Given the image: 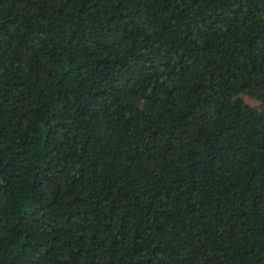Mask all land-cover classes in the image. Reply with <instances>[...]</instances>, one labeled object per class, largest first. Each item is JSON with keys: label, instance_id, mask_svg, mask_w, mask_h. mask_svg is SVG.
<instances>
[{"label": "trees", "instance_id": "obj_1", "mask_svg": "<svg viewBox=\"0 0 264 264\" xmlns=\"http://www.w3.org/2000/svg\"><path fill=\"white\" fill-rule=\"evenodd\" d=\"M0 264H264V0H0Z\"/></svg>", "mask_w": 264, "mask_h": 264}, {"label": "rangeland", "instance_id": "obj_2", "mask_svg": "<svg viewBox=\"0 0 264 264\" xmlns=\"http://www.w3.org/2000/svg\"><path fill=\"white\" fill-rule=\"evenodd\" d=\"M245 100L251 104L252 106L260 107L261 106V101H259L256 98L249 97L247 95H244Z\"/></svg>", "mask_w": 264, "mask_h": 264}]
</instances>
